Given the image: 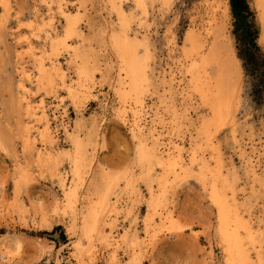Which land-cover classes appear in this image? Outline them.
<instances>
[{"label":"rangeland","instance_id":"1","mask_svg":"<svg viewBox=\"0 0 264 264\" xmlns=\"http://www.w3.org/2000/svg\"><path fill=\"white\" fill-rule=\"evenodd\" d=\"M9 1L11 9L7 16L6 31L0 32V139L3 144V148H0V256L4 253L10 254V261L5 262L0 257V264H53L47 255L49 247L61 253L62 264H77L71 254L76 236L69 235L67 230L68 213L63 207V195L57 177L53 172L37 167L34 156L22 155L21 152V138L17 133L21 116L16 103V85L19 77L14 71V56L18 54L21 58L18 70L23 68L30 75L29 79L23 80V84L29 90L33 105L37 106L39 101H42L48 109L55 138L54 148L62 152L68 150L69 140L63 129L73 127L78 121L76 109L84 116L81 121V137L94 126L93 140H96V143L88 146L85 161V176L88 180L86 178L87 191L84 190V195L91 194L93 188L88 184H99L102 173H123L132 168L134 162L135 146L126 126L114 115L117 105L110 86L117 79V70L113 61L108 62L111 67L105 65L104 57H110V53L100 51L103 49L102 30L107 25L109 28L115 25V15L110 13L105 0L60 2L64 10L76 15L77 26L83 30L86 39L92 42L93 53L97 57L96 60H100L103 71V74L99 75L95 69L93 82L89 83L90 94L81 98L79 103L73 104L59 79H56L57 87L55 86L52 92L34 85L33 57L27 52L28 41L32 43L35 52L46 48L42 45L44 31L36 28L39 23L51 20L54 29L62 30L59 0H52L49 5L43 0ZM214 1L216 0H168L161 4L155 0L147 6L145 15L139 11H128L127 8L126 16L130 19V26L146 32L150 38L149 49L158 71L160 68L170 67L177 81L182 82V57H176V53L173 55L169 48L175 44L177 50H181L185 36L193 25L194 28L203 29L208 24L211 13L218 17L215 9L212 12ZM219 1H224L228 7L229 26L226 32L230 34L233 56L237 62L238 72L232 75V79L237 82V104L233 107L235 129H220L213 141L219 139L225 161H232L234 164L239 179L238 189L243 190L241 200L249 199L251 212L264 224V187L251 193L247 175L238 156V145L241 147L254 144L257 154H261V161L264 162V45L258 41L260 31L264 28V16L261 15L260 9L255 7L259 0ZM57 58L64 65L68 54L60 49ZM64 70V81L75 87L73 67L64 65ZM165 87L160 84L155 93L145 94L146 115L143 116L141 124L154 125L162 134L163 143H167L168 138L182 140L186 151L195 139L194 124L204 115V111L202 107L197 106L192 96L185 94L181 97L178 87L172 94L163 91L162 88L166 89ZM102 95L107 96V108L104 112L102 107L98 106ZM174 108L182 118L176 132L172 134L168 129L169 124L165 123L169 122V111ZM94 115L95 122L90 120ZM158 117L161 119L160 123ZM162 119L165 121L162 122ZM33 134L35 147H40L41 141L37 132ZM201 151L206 157L210 155V149L204 144ZM58 162L56 170L65 175L69 185L72 181L68 161L59 157ZM46 167L52 171L55 169L53 164ZM23 168L26 176L20 179L19 171ZM120 185L123 189L122 183ZM146 199V187L141 182L137 183L134 193L123 191L117 204L118 212L111 217L115 226L114 237H120L125 231L134 235L139 245L136 250L139 264L220 262L215 210L207 193L195 182L192 175L176 180L167 187L163 216L170 214L174 225L154 217V230L145 234L143 218L146 213ZM127 206L131 208L130 217L125 216L128 214ZM172 227H176V230ZM16 243L20 246L19 249L15 248ZM95 247V260L90 262L85 258L84 264H106L110 255L114 256L117 264H127L130 260V253L125 245H119L117 248L110 246L107 249L98 245Z\"/></svg>","mask_w":264,"mask_h":264},{"label":"bare ground","instance_id":"2","mask_svg":"<svg viewBox=\"0 0 264 264\" xmlns=\"http://www.w3.org/2000/svg\"><path fill=\"white\" fill-rule=\"evenodd\" d=\"M43 1L48 5L52 3V0ZM154 1L105 0L110 13L115 15L116 23L110 28L107 25L102 30L103 49L100 51L110 53V57L107 55L104 57L105 65L113 61L117 70V79L111 84L110 90L117 105L114 115L126 126L135 146L132 168L123 173H102L99 184L96 182L88 184L93 188L91 194L84 195L88 180L85 176L87 148L96 143V140H93L94 126L92 125L89 132L81 137V121L84 116L76 109L78 107H75L78 121L73 127L63 129L69 140L68 150L62 152L54 148L55 138L48 109L42 101H39L37 106L33 105L29 90L23 84V80L29 79L30 75L23 68L18 70L21 58L16 54L14 71L19 77L16 85V103L21 116L17 133L21 138L22 155L34 156L37 167L53 172L57 177L63 195V207L68 213L67 230L69 235L76 236L71 254L77 264H84L85 258L90 262L95 260V245L106 249L110 246L117 248L119 245H125L130 253L127 264H139L136 251L139 245L134 235L125 231L120 237L113 236L115 226L111 217L118 212L117 204L123 191L134 193L137 183L140 182L146 187V213L143 221L145 234H150L154 230L152 224L154 225L155 218L174 225L170 214L163 216L166 209L167 187L188 175H192L195 182L207 193L215 210L216 235L221 259L220 262L212 264H264V224L251 212L249 199L241 200L243 190L238 189L239 179L234 164L232 161H225L219 139L213 141V137L217 136L220 129L227 127L233 131L236 125L233 107L237 104V82L232 79V75L238 71L231 37L226 32L229 26L228 7L224 1H214L212 12L215 9L218 17L211 13L208 24L203 29L194 28L193 25L185 36L181 50H177L175 44L169 48L173 55L176 53V57H182L180 69L183 79L180 83L170 67L160 68L159 71L156 69V62L152 59L149 49L148 34L139 28H132L130 19L126 16L127 8L128 11H139L145 15L147 6ZM166 1L168 0H158L161 4ZM60 2L61 0L58 1V10L63 20L62 30L54 29L51 20L39 23L36 28L44 31L42 45L46 48L35 52L32 43L28 41L27 52L33 57L34 85L52 92L57 85L56 79H59L65 93L73 104H77L81 98L90 94L89 83L93 82L95 69L99 75H102L103 71L100 60H96L97 57L93 53L92 42L86 39L83 30L77 26L76 15L64 10ZM255 7L259 8L261 15L264 16V0L257 1ZM10 9L9 0H0V32L6 31ZM258 41L264 45V28L260 31ZM60 49L68 54L64 65L72 66L74 69L75 87L64 81L66 74L64 65L57 58ZM160 84L166 86V89H162L169 94L175 93L178 87V94L181 97L185 94L192 96L197 106L203 108L204 115L197 124H194L195 139L186 151L182 140L168 138L167 143H163L162 134L154 125L141 124L143 116L146 115L144 96L147 93H155ZM98 106L102 107L103 112L106 110V95H102ZM169 112L170 120L165 124H169L167 125L169 132L173 134L182 117L175 108ZM90 120L95 122L96 115ZM157 120L161 122L159 117ZM187 120L189 121V118ZM164 121L165 119H162V122ZM34 132H37L41 141L40 147L34 145ZM203 144L210 149L208 157L201 151ZM1 147L3 148V144L0 139ZM238 153L239 161L247 175L249 189L251 193H255L264 187V162L261 161V154H257L254 144L241 147L238 145ZM59 157H64L68 161L72 181L69 185L65 175L56 170ZM49 164H53L54 171L46 167ZM19 172L20 179L26 176L24 168ZM127 208L128 214L125 216L130 217L131 208L128 206ZM172 229L176 230V227ZM19 247L16 243L15 248ZM9 255L4 253L0 257L9 262ZM47 255L53 264H62L59 251L49 247ZM209 257L211 258L210 254ZM106 264H117L113 255L107 257Z\"/></svg>","mask_w":264,"mask_h":264}]
</instances>
